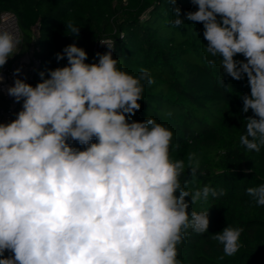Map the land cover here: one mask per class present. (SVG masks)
Instances as JSON below:
<instances>
[{
    "label": "clouds",
    "instance_id": "9594fccd",
    "mask_svg": "<svg viewBox=\"0 0 264 264\" xmlns=\"http://www.w3.org/2000/svg\"><path fill=\"white\" fill-rule=\"evenodd\" d=\"M191 3L197 10L185 19L203 24L206 52L220 59L223 74L247 77L250 94L241 97L242 111L253 116L246 118L240 143L260 152L264 0ZM169 4L171 25H184L176 0ZM66 27L78 36L79 27ZM100 43L109 50L96 53L98 63H86L87 52L73 43L55 54L57 61L66 57V66L47 70V78L40 72L35 86L16 78L7 88L23 103L14 120L0 123V264H181L178 245L190 232L207 233L210 224L209 211H189L186 197L194 205L225 195L207 185L195 191L182 185L185 163L170 156L172 131L154 119L129 120L141 107L144 84L154 83L150 72L121 70L114 42ZM20 44L0 30V69ZM237 54L244 60L234 59ZM20 73L17 68L13 75ZM188 161L194 176L199 160L193 153ZM247 193L264 206V184ZM243 231L227 226L212 238L233 256Z\"/></svg>",
    "mask_w": 264,
    "mask_h": 264
},
{
    "label": "trees",
    "instance_id": "16d2710c",
    "mask_svg": "<svg viewBox=\"0 0 264 264\" xmlns=\"http://www.w3.org/2000/svg\"><path fill=\"white\" fill-rule=\"evenodd\" d=\"M176 3L182 19L197 10L191 0ZM3 10L16 14L22 32L24 48L16 56L31 45L38 48L34 54L40 65L27 82L32 86L40 82V72L47 78V70L67 65L66 57L57 61L55 54L70 44L87 52L86 63H98L93 46L100 39L114 42L113 58L120 59L121 70L138 76L147 69L154 83L144 84L141 107L129 120L154 119L172 131L170 156L185 163L182 185L225 192L194 205L186 197L189 211H209L210 224L207 233L190 232L178 245L177 259L181 264H264V206L247 193L264 184V147L248 151L240 143L246 118L253 116L251 110L242 111L241 97L250 94V87L246 76L237 81L223 74L220 59L206 52L202 23L185 19L184 25L173 27L169 0H0ZM68 24L80 28L78 36ZM212 59L215 65L207 63ZM73 146L83 148L76 142ZM193 153L200 163L194 176L188 170ZM227 226L244 229L233 256H225L212 238Z\"/></svg>",
    "mask_w": 264,
    "mask_h": 264
},
{
    "label": "built area",
    "instance_id": "2783aa9c",
    "mask_svg": "<svg viewBox=\"0 0 264 264\" xmlns=\"http://www.w3.org/2000/svg\"><path fill=\"white\" fill-rule=\"evenodd\" d=\"M0 30H7L13 33L17 38L22 41V32L19 27L17 16L10 10L0 11ZM100 41L112 43L109 39H100L95 42L93 46L94 53H105L109 49L107 45L101 44ZM38 48L31 45L28 52L19 58L16 62L6 64L0 69V75L4 77L3 83H0V96L3 98L4 104L0 105V123H8L16 118V114L22 110V101L17 103L13 97L7 94V88L14 84L16 78L24 79L26 82L32 78L34 69L39 67L40 60L34 54ZM113 54V50H112ZM20 68L21 73L18 77H14V70Z\"/></svg>",
    "mask_w": 264,
    "mask_h": 264
},
{
    "label": "rangeland",
    "instance_id": "374dc122",
    "mask_svg": "<svg viewBox=\"0 0 264 264\" xmlns=\"http://www.w3.org/2000/svg\"><path fill=\"white\" fill-rule=\"evenodd\" d=\"M23 48H24V44H23V41H21V44L18 46L17 51L19 52V51L22 50ZM28 50H29V49H28ZM28 50H27V51H24L23 53H21V55H19L18 57H17L16 54H15L13 57H11V58L8 59L7 63H8V64H11V63L16 62L19 58H21L24 54H26V53L28 52ZM18 52H17V53H18ZM7 63H6V64H7ZM8 255H9V253H8Z\"/></svg>",
    "mask_w": 264,
    "mask_h": 264
}]
</instances>
